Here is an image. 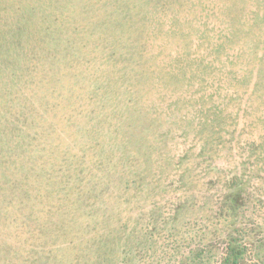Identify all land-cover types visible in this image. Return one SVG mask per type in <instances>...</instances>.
Returning <instances> with one entry per match:
<instances>
[{"label": "rangeland", "instance_id": "374dc122", "mask_svg": "<svg viewBox=\"0 0 264 264\" xmlns=\"http://www.w3.org/2000/svg\"><path fill=\"white\" fill-rule=\"evenodd\" d=\"M39 1L35 4L42 8ZM119 1L58 0L44 6L59 20L41 18L48 31L38 36L47 35L48 41L39 46L48 44L66 57L55 60L52 52L47 95L53 109L44 111L34 96L33 113L19 115L16 98L9 111L0 110V129L19 140L6 145L15 148L10 155L21 165L13 174L4 173L3 180L0 175V183H10L0 191V201L16 192L25 153L33 160L56 158L54 173L60 171L62 184L72 174L86 178L76 186L79 201L72 209L67 203L56 208L53 196L43 193L42 203L18 210L15 204L5 211L0 244L6 238L8 246L0 264H186L181 261L192 253H197L196 264H222L228 220L217 217L218 209L234 182L242 190L234 225L243 229L241 236L235 234L245 252L240 264H264V0H157L162 6L156 8L157 21L162 32H170L154 41L165 46L156 60L167 70L174 65L177 79L161 84L155 94L142 79V71L153 66L146 58L133 66L137 58L123 51V44L107 35L97 41L108 29L103 15L117 14ZM21 3L25 7L28 1ZM9 14L7 23L19 27L23 14L12 9ZM88 33L97 45L107 46H98L99 57L88 52V43L81 44ZM73 51L79 59L72 60ZM110 52L114 56L105 66L101 55ZM40 63L39 68L46 60ZM122 64L128 69L110 67ZM109 89L120 98L117 103ZM40 90L39 95L45 93ZM137 92L142 98L150 92L156 112L162 109L164 116L151 124L152 141H146L153 164L141 152H129L124 168L119 164L114 171L121 142L115 125L124 106L137 104ZM99 100L105 108L97 107ZM87 141L93 142L82 151ZM27 215V228L39 226L41 236H19L12 218Z\"/></svg>", "mask_w": 264, "mask_h": 264}, {"label": "trees", "instance_id": "16d2710c", "mask_svg": "<svg viewBox=\"0 0 264 264\" xmlns=\"http://www.w3.org/2000/svg\"><path fill=\"white\" fill-rule=\"evenodd\" d=\"M25 1H28V3L25 7H22L21 0H0V110L6 108L7 111H9L11 108L10 104L13 102L12 98H16V106L19 115L33 113L35 105L32 98L34 96L39 97L40 106H43L44 111H47L50 108L53 109L55 105L54 101L50 100L47 95V93L52 90V87H47V84L50 86V77L53 75L52 66L54 60L52 61L51 56L54 50L48 44H46L45 47L39 46L41 42L47 43L48 36H38V31H48V26H41V18L47 19L48 16H50L49 19L52 22L55 19L59 20L57 17L54 18V13H49L50 15L47 14L46 8L44 7L50 6L53 3L57 4L58 0H40L39 2H42V8L36 6L35 3H37V0H24V2ZM18 7H20V9ZM156 8L160 10L162 9L161 4L157 3V0H120L117 7V14L109 13L112 15L110 17L108 14L103 15V18L108 21V29L107 31L101 30L97 36L98 42H100V40L103 42L104 40L102 39L107 35L115 40V44H123V49H121L127 54H130V56L133 55L134 58H137L134 61L133 66L145 58L148 63L153 65L148 72L142 71V79L147 83V88L151 91V94L160 91L161 84H165L167 80L177 79V75L175 74L177 69L174 65L171 69L167 70L168 68H165L166 65L165 67L163 66V62L158 65L156 60L157 57L163 53L165 46L161 42L155 45L154 41L162 35H167L165 33L170 32V30L162 32V24L157 21L161 18L156 15L159 14L155 13L159 11ZM10 9H12L13 13H19V15L23 14L22 23L19 24V27L7 23ZM15 15L19 16L18 14ZM9 16L10 20H15L16 18L13 17V14L11 13ZM52 17L54 18L53 20ZM154 23L155 25H153ZM112 29H115L114 36L108 33ZM175 31L176 30H174V32ZM87 36V40L82 41L81 44L88 43V45L92 47L88 52L91 51L93 52L94 57H99L98 54L100 51L98 46H100L101 49L103 48L102 46H104L105 49L107 46L102 43V45H97L93 41L91 33H88ZM75 37L79 39L80 34H76L74 38ZM49 41L51 42L53 39L50 37ZM84 46L85 45H82L81 47L84 48ZM210 48L212 49L211 44ZM58 51L64 54L65 52L67 53L65 47H60ZM113 56L114 55L111 52L108 53L107 56L101 55V59H103L102 61L105 66H107V64L110 65L108 60ZM65 57L66 54L60 57V55L57 56L55 52L53 55L55 60H59L60 58L65 59ZM118 57L125 59L124 57H121V55ZM173 57L174 61L179 62V57ZM44 59L46 60V63L39 68V65L41 64L40 62ZM77 59H79V57L76 52L73 51L72 60ZM67 67L68 66H66V68ZM110 67L116 68L120 71L128 69L127 65L123 64L121 67ZM40 89H42V91L44 90L46 94L42 92L41 95H39L38 93L41 92ZM107 91L111 93V96L116 100V103L120 100L116 93L112 92L111 89ZM132 91L133 90H129L128 93H131ZM140 96L137 92V104L133 107H123L124 110L121 112L122 117H119L116 122L114 132L119 138L118 141L121 142L117 143V146L120 148H118L120 157L119 161H115L112 165L114 171L117 170L119 164L124 168L125 162L132 157L129 152H141V157H143L147 163H150L151 165L153 164V160L148 153L150 147L146 141H152L153 125L151 124L164 121V116H162V109H159V112H156L157 108L154 105L155 99L150 96V92L146 95V98H142L141 96L142 100L140 99ZM64 100L68 101L69 99L64 97ZM51 101H53V103H51ZM99 101L100 103L97 107L100 109L105 108V101ZM57 104L59 103L57 102ZM0 133L4 134L3 136L5 138L4 148H2V152H0V154H2L0 157V175L3 180V177H6L4 173L9 171V174H13V171L19 169L21 165H18L11 157L15 152V148L6 145L7 141L19 140L13 133L5 131L4 128L0 129ZM92 142L93 141H87L84 143L81 146V150L84 151L92 144ZM93 147L94 153H97V146L93 145ZM27 150L28 149H24L23 152H28ZM38 152H41V149H39ZM44 159L33 160L32 156L28 153H25L24 156H22V171L20 172L21 182L16 187V192H14V194L11 193L5 198L3 197L0 201V222L2 217L5 219L4 212L9 208L12 209L15 207V204L18 210L20 207L22 208L27 205L31 206V204L36 201L42 203L43 198L49 195L53 196L52 203L56 208L62 207V209H64L66 203L71 209L76 206L75 203H78L79 201L76 193V186L81 184L86 177L72 174L71 179L68 180V184H62L60 171L57 170V172L54 173L57 159ZM95 159H97V156H95ZM135 160H137V155L131 162ZM110 173H112V171H110ZM70 180L73 183H70ZM9 184L10 183L7 185L5 181L0 183V191H3V189L5 191L6 187H9ZM231 187L232 190L230 194L224 197V201H222V205L218 209L219 213L217 216L218 218L222 217V222L228 220L224 223V226L227 228L225 229L226 247L221 261L222 264H240L243 254H245L244 247L235 236V234L241 236L243 229L234 226L241 215L240 205L242 204V190L240 188V183L237 182L231 184ZM4 191L2 193H4ZM43 193L46 196L42 195ZM10 198L15 199V201L9 202ZM24 198L26 199L24 200ZM31 200L32 203H30ZM28 217L29 215L23 216L19 221L15 216L12 218V221H15L16 223V225L14 224V227L20 231L19 236L23 237L24 240H27L30 237H36V235L41 236L42 233L39 226L37 227V230L27 228ZM4 229V226L3 228L0 227V237L2 236L1 234H3ZM48 229V227H45V231H48ZM2 239L3 243L1 242L0 244V263L3 259V251L5 254L8 246L5 242L6 238ZM196 257L197 253H192L187 259L182 260L181 263L184 262L187 264L190 262L191 264H196Z\"/></svg>", "mask_w": 264, "mask_h": 264}]
</instances>
